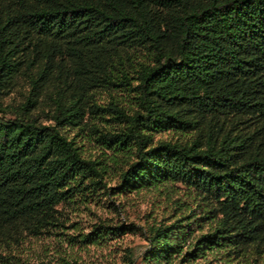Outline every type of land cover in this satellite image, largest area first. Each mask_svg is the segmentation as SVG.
<instances>
[{
	"label": "trees",
	"instance_id": "16d2710c",
	"mask_svg": "<svg viewBox=\"0 0 264 264\" xmlns=\"http://www.w3.org/2000/svg\"><path fill=\"white\" fill-rule=\"evenodd\" d=\"M0 114V246L77 228L62 207L180 185L196 207L148 228L144 264L264 262V0H0Z\"/></svg>",
	"mask_w": 264,
	"mask_h": 264
},
{
	"label": "rangeland",
	"instance_id": "374dc122",
	"mask_svg": "<svg viewBox=\"0 0 264 264\" xmlns=\"http://www.w3.org/2000/svg\"><path fill=\"white\" fill-rule=\"evenodd\" d=\"M19 102L20 95H13L11 99ZM8 100V102H9ZM102 104L109 101L108 97L100 99ZM0 116H4L0 114ZM7 118H11L7 115ZM111 119L110 116H107ZM49 125L48 122H43ZM102 125V124H101ZM103 125L108 126L107 123ZM110 125H113L110 123ZM115 127V126H113ZM111 128V127H109ZM68 137L74 138L77 130L66 132ZM176 135H158L156 140H174ZM78 138V137H76ZM87 156H95L99 145L94 141L82 142ZM116 173L112 172L106 177L105 183L108 186H115ZM115 179V180H114ZM186 190L176 185L162 188V191H141L127 196L99 197L88 204H81L78 209L69 206L62 207L67 226L78 224L75 229L61 230L56 234H44L39 237L25 235L20 244L11 248L0 246V255L6 260L0 264H131L128 260L129 252H134L133 264H144L142 256L148 247L145 239L148 228L168 217L172 213V203L174 200L188 202L192 208L196 207L194 202L187 198ZM119 210L120 213L116 211ZM104 222L109 225L119 223L134 224L137 231L129 233L120 238H111L101 242V244L85 245L77 243L72 245L69 241L58 234L66 233L69 236H80L88 234L92 226ZM197 264H203L202 261ZM264 264V262H262Z\"/></svg>",
	"mask_w": 264,
	"mask_h": 264
}]
</instances>
